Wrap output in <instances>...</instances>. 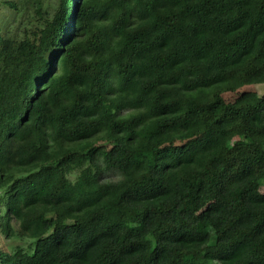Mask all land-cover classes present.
Returning <instances> with one entry per match:
<instances>
[{
    "label": "trees",
    "instance_id": "obj_1",
    "mask_svg": "<svg viewBox=\"0 0 264 264\" xmlns=\"http://www.w3.org/2000/svg\"><path fill=\"white\" fill-rule=\"evenodd\" d=\"M29 3L0 29V236L29 243L0 264H264V95L222 96L264 83V0Z\"/></svg>",
    "mask_w": 264,
    "mask_h": 264
},
{
    "label": "rangeland",
    "instance_id": "obj_2",
    "mask_svg": "<svg viewBox=\"0 0 264 264\" xmlns=\"http://www.w3.org/2000/svg\"><path fill=\"white\" fill-rule=\"evenodd\" d=\"M31 0H0V29L3 34H15L20 30L27 29H35V26L40 24L41 20H38L37 17H32L29 19L30 15L34 14V3H29ZM36 1V0H35ZM46 5L55 4V0H43ZM11 2L18 5L20 14H17L16 11L11 9L6 3ZM22 21V22H21ZM20 22V23H19ZM26 26V27H25ZM253 91L256 92L259 96L264 95V83L256 84V85H248L236 92L224 93L222 96L228 102H233L236 100L241 94ZM261 192L264 194V181L261 188ZM29 241L27 240H4L0 236V249L7 251L11 250L17 245H28Z\"/></svg>",
    "mask_w": 264,
    "mask_h": 264
}]
</instances>
